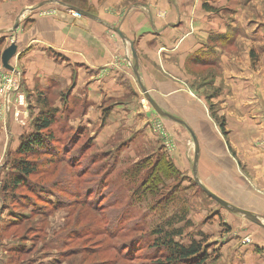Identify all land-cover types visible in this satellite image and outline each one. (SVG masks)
Here are the masks:
<instances>
[{
    "label": "crops",
    "instance_id": "1",
    "mask_svg": "<svg viewBox=\"0 0 264 264\" xmlns=\"http://www.w3.org/2000/svg\"><path fill=\"white\" fill-rule=\"evenodd\" d=\"M12 43L9 63L30 102L55 93L54 107L74 110L72 125H98L96 146L165 155L181 175L264 220V0H87L86 10L0 0V60ZM155 122L175 140L172 151ZM4 126L0 154L22 130L9 117ZM243 217L228 219L252 222ZM259 229H249L252 245L264 248ZM233 251L247 259L233 264H264L247 246Z\"/></svg>",
    "mask_w": 264,
    "mask_h": 264
},
{
    "label": "rangeland",
    "instance_id": "2",
    "mask_svg": "<svg viewBox=\"0 0 264 264\" xmlns=\"http://www.w3.org/2000/svg\"><path fill=\"white\" fill-rule=\"evenodd\" d=\"M55 1L87 7V0ZM1 70L0 130L6 138L8 117L22 130L11 140V151L0 154V264H156L162 253L154 245L160 229L182 231L173 239L179 244L201 242L207 255L204 264L244 262L246 253L233 251L236 246H247L264 258V248L252 245L249 231H264L263 227L250 221L234 224L228 218L244 217L209 198L194 176L169 177L155 190L142 185L151 166L143 163L147 157L135 158L132 150L120 154L117 142L106 148L96 146L93 134L98 125L75 127L76 115L70 107L55 109L57 122L52 131L56 140L30 158L36 172L28 179V187L2 195V183L12 172L10 154L22 136L33 132L40 110L36 98L41 93L30 102L25 98L22 73ZM49 98L53 104L56 94ZM152 128L161 138L164 127L155 122Z\"/></svg>",
    "mask_w": 264,
    "mask_h": 264
},
{
    "label": "trees",
    "instance_id": "3",
    "mask_svg": "<svg viewBox=\"0 0 264 264\" xmlns=\"http://www.w3.org/2000/svg\"><path fill=\"white\" fill-rule=\"evenodd\" d=\"M67 5L69 6V4ZM70 6L73 7L74 5ZM78 8L84 9L79 6ZM40 93L36 98V103L40 106V110L34 119L33 132L22 136L18 148L10 154L12 156L10 162L12 172L2 183V195L5 193L12 195L19 188L28 187V179L36 172L35 161L30 158L36 155L37 151H44L48 143L56 140L52 127L57 122V111L55 110L57 107L50 104V98L47 94L44 95V92ZM69 111L74 112L71 108H69ZM219 124L223 130V120H220ZM80 133L78 130V134ZM51 161L52 158L50 157ZM145 162L150 163L151 166L147 168L149 175L148 178L142 181V185H150L152 190H155L160 185L162 186L163 182L169 177L180 175L175 167L161 154L155 158L154 156L147 157L143 160V163ZM155 233L158 235H155V249L158 248L162 252L160 254L161 260L156 264H204L207 260V255L202 250L201 242L193 240L188 245H183L173 240L174 237L180 236L182 231L172 230L164 232L160 229Z\"/></svg>",
    "mask_w": 264,
    "mask_h": 264
},
{
    "label": "water",
    "instance_id": "4",
    "mask_svg": "<svg viewBox=\"0 0 264 264\" xmlns=\"http://www.w3.org/2000/svg\"><path fill=\"white\" fill-rule=\"evenodd\" d=\"M74 11H76L79 14H83V15H88L87 13L78 10V9H74ZM16 54V45L15 44H11L10 46H8L1 54V64L2 67L7 70V71H11L13 70L12 66L10 65L9 61L10 59ZM147 100L149 102V104L151 105V107L160 115L162 116H166V117H171L170 115L166 114L165 112H163L161 109H159L156 104L152 101L151 98L147 97ZM196 157L195 156V161H196ZM195 181L197 182L198 186L202 189V191L212 200H214L217 204H219L220 206H222L224 209L230 211V212H235L238 213L242 216H245L246 218H248L249 220H251L252 222L256 223L257 225L261 226L264 228V225L259 223L257 221V218L252 215L250 212L235 207L229 203H227L226 201L220 199L219 197L215 196L214 194H212L211 192H209L208 190H206L204 187H202L198 181L195 179Z\"/></svg>",
    "mask_w": 264,
    "mask_h": 264
},
{
    "label": "built area",
    "instance_id": "5",
    "mask_svg": "<svg viewBox=\"0 0 264 264\" xmlns=\"http://www.w3.org/2000/svg\"><path fill=\"white\" fill-rule=\"evenodd\" d=\"M9 72H14L13 70L9 71ZM6 105L9 106V101L5 103ZM155 127H159L156 126V124L154 125ZM161 138L163 140V146L165 147L166 151H171L174 148V144L172 143V141L167 137V133L165 131H163L161 134Z\"/></svg>",
    "mask_w": 264,
    "mask_h": 264
}]
</instances>
